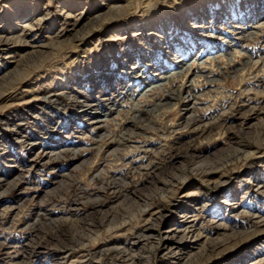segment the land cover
<instances>
[{
    "label": "rangeland",
    "instance_id": "obj_1",
    "mask_svg": "<svg viewBox=\"0 0 264 264\" xmlns=\"http://www.w3.org/2000/svg\"><path fill=\"white\" fill-rule=\"evenodd\" d=\"M263 26L264 0H0V264H264ZM200 57L191 112L192 76L149 113Z\"/></svg>",
    "mask_w": 264,
    "mask_h": 264
},
{
    "label": "bare ground",
    "instance_id": "obj_2",
    "mask_svg": "<svg viewBox=\"0 0 264 264\" xmlns=\"http://www.w3.org/2000/svg\"><path fill=\"white\" fill-rule=\"evenodd\" d=\"M260 25V24H259ZM263 25V24H262ZM262 25H260L259 27L257 26H254V28L252 29H261L262 28ZM74 26V25H73ZM264 27V26H263ZM258 29V30H259ZM155 34V33H154ZM154 34H152L154 36ZM252 35L253 33H248V34H244L242 36V38L245 40V42H248L249 39L252 38ZM157 36V35H155ZM165 44V43H164ZM181 44V43H179ZM184 44V43H183ZM161 46V45H159ZM194 48V47H193ZM167 49V48H166ZM170 51H172V49H170ZM174 52V51H173ZM40 52H34V54L36 55H39ZM242 52L241 51H238V52H235L234 54H226V57L224 56L223 58H227V61L229 62L228 66L229 67H232L234 66V63H235V59L238 57V56H243L242 58L244 59V63L243 65L241 66V68L238 70V69H235L234 72H232L233 76L235 77H240V75L238 74L240 71L241 72H244L245 69H247V67L253 63V67H256L258 65V61L256 62H253V60L255 59V57H253V54L252 53H247L246 56H244L243 54H241ZM41 54V53H40ZM171 54V53H170ZM171 56V55H170ZM210 58V57H209ZM235 58V59H234ZM180 59V58H179ZM187 59V58H185ZM238 59V58H237ZM260 59V58H259ZM210 61L206 60V58H203V57H200L197 61L195 62H191L189 63V60H183V59H180V60H177L176 61V64L180 65L178 67V69H181L182 71H179V72H173L172 74H167L165 76H160L159 78V81L158 82H161V81H176L178 80L177 78H183L182 81L180 82V87L174 91H169V89L167 88H164L166 89V92L162 93V95H160V99L158 100V102H156V104L153 105V109L148 111L149 113H152L154 111H158V110H165V109H169L171 108L172 103L173 101H175L176 103L180 100L181 101V90H185V79L186 78L187 80L192 76V80L189 81L190 84H188L189 87H186L187 90V97L185 98H182V100L184 102H186L187 105V108L185 109L186 110V113H189L191 112V110L195 107V105L197 104V101L199 100V97H203V93L200 92V94H196L197 93V89H199L198 85H200L201 81L203 82L204 86H208V87H211V85L215 84L217 81H216V78L215 79H211V76L210 74L211 73H214L216 72L217 69L214 70L215 67L218 66V64H220V59L218 57H212L211 59H209ZM262 60V59H261ZM226 61V60H225ZM224 63V62H223ZM160 67V66H159ZM219 67V66H218ZM251 68V69H252ZM220 69H222L220 67ZM231 70V69H230ZM249 71V70H248ZM220 72V71H219ZM147 80V79H146ZM177 82V81H176ZM171 84V83H170ZM202 84V83H201ZM153 85V84H152ZM158 86L162 87V85H157V88H159ZM152 87V86H151ZM156 87V86H155ZM203 87V85H202ZM183 88V89H182ZM154 89V87H153ZM163 90V89H162ZM129 91V90H128ZM152 90H145L144 91V94L142 92V94H140V98H145L146 97V94L151 92ZM200 91V90H199ZM207 92L206 94H212L213 91L211 90H207L205 91ZM167 93V94H165ZM205 94V95H206ZM207 96V95H206ZM189 97H193V99L196 101L195 103H192V107H189V102L190 100L187 101V99H189ZM207 97H211V95L207 96ZM214 99H217V97H214ZM139 104H134L133 107L131 108V110L129 111L130 115L125 122H129L130 125L133 127V128H137V124H139V116L138 114L136 113H139V112H142L140 111L138 108ZM191 105V104H190ZM86 108H88V110H92V108H94V105L92 104H87L85 106ZM114 107V106H113ZM231 109V108H230ZM253 109V107H252ZM84 113H88V111H84ZM117 113V115H120L119 111L115 110V109H111L108 110V111H104V114L100 115L99 118L97 119H94L92 121V124H95V125H98L100 123H107L109 121V118L110 116H112L113 114ZM132 113V114H131ZM189 121L191 123H189L188 125L192 124V123H199L200 119L195 116V115H190L189 116ZM217 124L219 122V119L218 121H216ZM188 123V122H187ZM208 125V124H207ZM207 125H203V126H198V129L196 130L198 133H201L202 135L206 133V130L207 132L209 131V129H207ZM141 130V128H140ZM132 134V131H130L129 134H126V135H131ZM124 136V135H123ZM115 142V140H113ZM116 152V151H115ZM76 153V152H75ZM58 154V153H57ZM60 154V153H59ZM55 156V155H54ZM60 156H58L59 158ZM1 180V179H0ZM15 185V184H14ZM12 185V187L14 186ZM153 216H150L149 219H144V226L142 227L143 228V232L146 231L147 229V225L153 220L152 219ZM153 222V221H152ZM186 230V229H185ZM183 230V236H186V237H191V236H194V233L191 231L192 229H187V231ZM142 234V232H141ZM141 236V235H140ZM142 237H145L144 235ZM172 246V245H170Z\"/></svg>",
    "mask_w": 264,
    "mask_h": 264
}]
</instances>
